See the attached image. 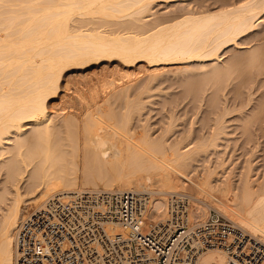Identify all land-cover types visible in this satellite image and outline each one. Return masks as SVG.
<instances>
[{
  "label": "bare ground",
  "instance_id": "6f19581e",
  "mask_svg": "<svg viewBox=\"0 0 264 264\" xmlns=\"http://www.w3.org/2000/svg\"><path fill=\"white\" fill-rule=\"evenodd\" d=\"M158 1L0 0V155L9 153L1 162L7 177L0 188V264H15L25 214L55 194L102 186L148 192L150 228L164 223L174 231L178 194L190 225L205 222L214 207L264 244V173L256 171L252 147L264 136V90L260 98L242 90L253 67L252 77L262 75L264 83V28L255 31L264 24V0L189 4L161 14ZM197 63L217 93L230 78L246 76L235 85L239 101L216 112L210 135L184 144L156 135L141 118L137 125L153 82L173 65L188 70ZM244 66L247 74L240 73ZM237 109L245 114L249 155L235 179L236 166L221 172L227 159L219 139L225 115ZM200 151L217 159L195 164ZM112 228L126 234L120 224ZM227 258L214 248L200 263Z\"/></svg>",
  "mask_w": 264,
  "mask_h": 264
},
{
  "label": "built area",
  "instance_id": "2783aa9c",
  "mask_svg": "<svg viewBox=\"0 0 264 264\" xmlns=\"http://www.w3.org/2000/svg\"><path fill=\"white\" fill-rule=\"evenodd\" d=\"M174 194L169 233L150 228L148 192L98 188L55 194L25 216L16 233L15 264H201V255L223 249L220 264H264V244L234 222L212 214L190 225ZM120 224L126 234L114 230ZM219 264V263H211Z\"/></svg>",
  "mask_w": 264,
  "mask_h": 264
},
{
  "label": "rangeland",
  "instance_id": "374dc122",
  "mask_svg": "<svg viewBox=\"0 0 264 264\" xmlns=\"http://www.w3.org/2000/svg\"><path fill=\"white\" fill-rule=\"evenodd\" d=\"M220 2L221 0H177L167 3L160 0L156 2L154 10L160 14L167 11H171L172 13L173 11L179 10L184 5L189 6L190 4V6L195 7L200 5H210L214 7L218 6ZM263 28L264 24L258 25L255 31ZM253 43H249V45L241 43L243 44L241 46L248 48L252 46ZM233 53L234 50L228 51L224 54V57L226 58ZM176 66L177 65H173L172 67H169V71L164 72L159 79L153 82L152 89L143 96L145 100L143 102L144 108L142 109L141 114H135L134 118L137 125L143 123L139 118L146 121L147 128L153 132L156 131V135L165 132L170 141L183 138L184 144H186L190 141H199L210 135L211 128L216 122V117H214L216 112L219 111L224 113L226 108L225 105L227 106V104L230 103V105L234 106L233 102L239 101L238 95L234 93L235 85L241 82L246 76H242L241 78H230L227 81V86L217 93L213 81H205V78L207 77L204 73L205 70L204 68H200L198 63L197 66L188 70H177L178 66ZM249 70L250 67L244 66L240 73L247 74ZM257 71L258 68L253 67L252 72L255 73L252 75H255ZM252 75H250L251 77L248 81V85L250 86L242 85V90L244 92L243 97L246 96L251 88V91H255L254 97L260 98L261 92L264 90V83L261 81L262 75L256 76V78H253ZM197 80L202 81L201 83H198L197 86H192V83H196ZM134 98H136V96H134ZM113 100L118 103V100L115 97H113ZM243 116L245 117L244 111L238 109L227 113L224 117V125H226V129L219 139V142L221 143L220 155L223 154L227 159V163L224 169H221V172L223 170H230L232 167L236 166L234 174L235 179L239 178V174L245 165V160L249 155L247 153V134L243 126ZM260 140L261 145L264 147V136H262ZM261 145L257 147L252 144V147H254L255 150L254 166L258 167L256 169V171L258 170V174L264 173V149H261ZM208 154L209 151L198 152L195 155L197 159L194 161L195 164H212L213 160L217 159V156L215 154L211 155L213 158L211 161H208L206 159ZM8 156L9 153H3L0 155V188L7 177V168L5 165H1V162L7 159ZM215 164L216 162L214 165ZM191 168H194V166L192 167L191 165ZM26 182V179L25 181H20L22 186H24ZM101 188H103V186ZM215 213L221 215L224 219L231 221L214 207L210 208L209 217ZM24 216H26V214Z\"/></svg>",
  "mask_w": 264,
  "mask_h": 264
}]
</instances>
